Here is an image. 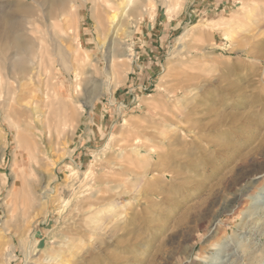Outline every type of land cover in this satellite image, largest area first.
I'll list each match as a JSON object with an SVG mask.
<instances>
[{"label": "rangeland", "instance_id": "374dc122", "mask_svg": "<svg viewBox=\"0 0 264 264\" xmlns=\"http://www.w3.org/2000/svg\"><path fill=\"white\" fill-rule=\"evenodd\" d=\"M107 1H18L46 52L0 69V264H264V0Z\"/></svg>", "mask_w": 264, "mask_h": 264}, {"label": "bare ground", "instance_id": "6f19581e", "mask_svg": "<svg viewBox=\"0 0 264 264\" xmlns=\"http://www.w3.org/2000/svg\"><path fill=\"white\" fill-rule=\"evenodd\" d=\"M13 1V2H12ZM14 1H15V3H14ZM18 1H21V0H0V6H2V7H4L5 8V11L6 12H4V13H2L1 12V14H0V69L1 70H6L7 71V75L5 74L4 76L5 77H3V78H5L4 80L5 81H7V84H5V90L6 89H9V87L11 86V87H14L13 85H11V82H14V80L15 79H13V81H11L12 80V72L13 71H16L17 73H22L23 75H25V73L27 72V71H25V69H26V66H30V65H27V64H31L32 62H30L32 59H30L29 60V58H28V60L27 61H25L24 60V57L25 56H30V55H32L33 54V56H35L34 54H35V52L38 50V54H39V56L37 57L38 59H40V57L43 55L44 56V52H46V50H45V47H44V44H43V39H41L40 37H37V38H40L39 40L37 39V38H32V39H37L36 41L34 40H32V39H30L29 38V36L28 35H31V32H29L28 30H30L29 29V27H27V26H25L26 24L25 23H27V19H25V18H27V17H29L32 13H33V8L31 7V6H29V5H21V4H19L18 3ZM68 1H70V0H34V3H37V5L39 6V5H49V7L50 8H53V9H57L58 10V8H62V10H64L66 7H67V5H69L68 3H70V2H68ZM93 1H97V0H93ZM100 1V0H99ZM106 1L107 0H105V3H106ZM111 1V3H112V1H114V0H110ZM116 1V0H115ZM114 1V2H115ZM118 1V0H117ZM120 1H122V0H120ZM133 2H134V0H132ZM137 1V0H136ZM165 1V3L166 2H168L169 0H164ZM107 2H109V0L107 1ZM132 2V3H133ZM147 2V1H146ZM71 3H73V1L71 2ZM118 3V2H117ZM129 3H131V1L129 0V2L128 3H126L127 5L129 4ZM108 4V3H107ZM123 4V3H122ZM70 6H71V4H70ZM126 6V5H125ZM73 7V6H72ZM127 8H129V6L127 7ZM131 9V8H130ZM51 10V9H50ZM56 10V11H57ZM66 10V9H65ZM55 11V10H54ZM53 11V12H54ZM255 10L253 9V11H252V13H254L255 14V12H254ZM52 12V13H53ZM59 12H61V11H59ZM63 12V11H62ZM66 12V11H65ZM126 14V13H125ZM249 14H251V13H249ZM116 16L117 15H113V16H111V18H110V20L112 19V21L113 22H115L116 21ZM249 16V15H248ZM253 16V15H252ZM254 16H256V14L254 15ZM257 16H258V14H257ZM263 16V15H262ZM250 17V16H249ZM44 18H45V16H44ZM254 18V17H253ZM256 18H259V16L258 17H256ZM24 19V20H23ZM251 19V18H250ZM261 19V18H260ZM260 19H257L258 21L260 20ZM253 20H255V19H252V20H249L250 22L251 21H253ZM118 21V20H117ZM261 21V20H260ZM111 22V21H110ZM254 23H256L255 21H253ZM262 22V21H261ZM258 23V22H257ZM260 23V22H259ZM29 24V23H28ZM263 24V23H262ZM32 25V24H31ZM34 25V24H33ZM246 25H247V23H246ZM248 25H251V23L250 24H248ZM247 25V26H248ZM254 25H256V24H254ZM258 25V24H257ZM256 25V26H257ZM260 25H261V23H260ZM209 26V25H208ZM211 26V25H210ZM216 26V25H215ZM219 27H220V25H218ZM217 26V27H218ZM222 26V25H221ZM255 26V27H256ZM250 27V26H249ZM28 28V29H27ZM248 28V27H247ZM246 28V29H247ZM264 27H262V29H263ZM218 29V28H217ZM221 29V28H220ZM257 29H258V27H257ZM261 28H260V30H262ZM259 30V29H258ZM259 30V31H260ZM29 32V34H27L28 32ZM111 31V30H110ZM108 32V31H107ZM261 32V31H260ZM113 33V35L115 34V31H113L112 32ZM116 34H117V32H116ZM108 35V34H107ZM110 35V34H109ZM31 37V36H30ZM117 37L115 36L114 38H112L110 41H111V44H110V48L108 49L107 47H105V45H103L102 47V50H106L105 52L107 53V58H108V61H112V63H113V61L116 59V57H115V45L117 44H115V39H116ZM37 44H36V43ZM39 42V43H38ZM117 42V41H116ZM108 44V43H107ZM109 45V44H108ZM114 48V49H113ZM56 50V49H55ZM59 50V49H58ZM11 52V55L10 56H8V54ZM52 52V51H51ZM55 52V51H54ZM116 53H117V51H116ZM121 53V52H120ZM54 55V54H53ZM117 55H120V54H117ZM24 56V57H23ZM33 56H30L31 58L33 57ZM37 56V55H36ZM127 54H126V52H125V50H123V53H121V55H120V57L121 58H127ZM20 57V58H19ZM22 57H23V59H22ZM119 57V58H120ZM27 58V57H26ZM34 58H36V57H34ZM44 58V57H43ZM42 58V59H43ZM118 58V57H117ZM34 60V62H36V60L35 59H33ZM40 61H42L43 62V60H40ZM39 61V62H40ZM26 62H28V63H26ZM38 62V63H39ZM41 62V63H42ZM37 63V62H36ZM38 64V68H37V65H34V63H32L34 66H36V67H34L33 66V68H37V70L40 68L39 66L40 65H42V64ZM49 64V63H48ZM50 65V64H49ZM48 66V65H47ZM30 68L31 69H29V71H30V73L32 74L33 73V71L31 72V70H33L32 69V66H30ZM48 68H49V66H48ZM41 69V68H40ZM50 69V68H49ZM34 70H36V69H34ZM41 71V70H40ZM24 72V73H23ZM39 73V70H38V72H37V75H39L38 74ZM2 74V73H1ZM27 74V73H26ZM28 74H29V72H28ZM19 75V74H18ZM36 75V76H37ZM17 75H13V78H15ZM48 76V75H47ZM31 77V76H30ZM49 77V76H48ZM47 77V78H48ZM37 78V77H36ZM39 78H41V77H39ZM46 78V79H47ZM32 79H34V78H32ZM45 79V80H46ZM0 80H2L1 78H0ZM39 80V79H38ZM37 81V80H36ZM3 85H4V83H3V80L2 81H0ZM17 82V81H16ZM19 82H20V80H19ZM38 83H39V81H37ZM45 83L47 82V80L46 81H44ZM43 82V83H44ZM51 82V81H50ZM40 83H42V82H40ZM13 84V83H12ZM47 84V83H46ZM50 84V83H49ZM54 84V83H53ZM8 85H10L9 87H8ZM15 85V84H14ZM39 85V84H38ZM3 87V88H4ZM46 87V86H45ZM15 88V87H14ZM13 88V89H14ZM22 88V87H21ZM20 88V89H21ZM15 90V89H14ZM46 90H48L47 88L45 89V91ZM5 92V91H4ZM11 93H12V90H11ZM8 94V93H7ZM6 94V95H7ZM15 94V93H14ZM1 95V94H0ZM43 95H45L44 96V99H43V101L45 102V106H44V108L46 107L47 109H48V111H50L51 110V112H47L48 113V115H50V113L52 114L51 116H57V115H59L60 116V118L62 117V115H60V114H62L64 111H66V113L64 112L63 113V116L65 115V114H67V109L69 110V108L68 107H66L67 106V104L65 105V107L67 108L66 110H64L63 109V111H62V108H63V104H65V103H63L62 104V102L61 103H59L58 102V104H57V102H56V99H57V96H60L61 94H60V92H58L57 90H54L52 93H43ZM0 97H2V96H0ZM6 98V97H5ZM8 98V97H7ZM31 98V97H30ZM4 99V98H3ZM10 100V99H9ZM36 100H37V98H36ZM5 102H6V99H5ZM9 102V101H8ZM34 102V101H33ZM43 102V103H44ZM2 103V102H1ZM7 103V102H6ZM62 104V105H61ZM34 105V104H33ZM37 105V104H36ZM62 106V107H61ZM69 106V105H68ZM8 107H9V104H8ZM37 106H36V109H35V112H37L36 110H37ZM43 108V109H44ZM9 108H7V110H8ZM28 109V108H27ZM39 109V108H38ZM2 110H4V109H2ZM30 110H31V108H30ZM34 110V109H33ZM10 111V109L8 110V112ZM32 111V110H31ZM39 111V110H38ZM41 111V110H40ZM47 111V110H46ZM4 112V114H5V110L3 111ZM33 112V114L30 112V114H32V115H34L35 116V114L36 115H38L37 113H35L34 111H32ZM70 112V111H69ZM8 113H6V116L7 117H9L10 115H7ZM70 114V113H69ZM22 115L23 114H20V117H22ZM68 115V114H67ZM73 115V114H72ZM2 116V115H1ZM30 116V115H29ZM39 116V115H38ZM47 116V115H46ZM46 116H44V117H46ZM70 116V115H69ZM18 117H19V114H18ZM31 117V116H30ZM64 117H66L65 119L66 120H68L67 119V116H64ZM37 118V117H36ZM35 120V119H34ZM21 121V120H20ZM37 121V120H36ZM13 122H15L14 123V125L17 123L16 121H13ZM12 122V123H13ZM22 123H25V122H22ZM31 125V124H30ZM40 126V125H39ZM16 128H17V131H18V136L19 137H21V131H23V130H20V128L18 127V125H16L15 126ZM25 127V126H24ZM30 127V126H29ZM45 127V126H44ZM46 127H49V126H46ZM36 128V127H35ZM40 128V127H39ZM28 129V128H27ZM44 129V128H43ZM30 130V129H29ZM35 130V129H34ZM36 130H38V127L36 128ZM40 130H42L41 128H40ZM39 130V131H40ZM32 131V130H31ZM43 133V132H42ZM32 134V133H31ZM46 134V133H45ZM34 136L35 137H38V138H41V133L38 135L36 132L34 133ZM42 139H43V137H42ZM23 140V139H22ZM39 140V139H38ZM41 140V139H40ZM44 141V140H43ZM33 143V142H32ZM31 143V141L30 140H27V141H25L24 143H23V146L25 147V149H26V151L28 152V153H30V156H31V154H33L32 156H34L33 158H36V155H35V152H36V150H37V145L35 146V145H33ZM44 143V142H43ZM31 156V157H32ZM30 158V157H29ZM33 158H32V160H33ZM80 169V168H79ZM77 173V172H76ZM86 174H89V173H87L86 172ZM46 188H45V190L46 191H48V187L47 186H45ZM41 193V192H40ZM42 194V193H41ZM31 198V197H30ZM31 200V199H30ZM32 201V200H31ZM30 204V203H29ZM20 209V208H19ZM23 211V210H22ZM21 211V212H22ZM23 215V214H22ZM22 218V217H21ZM20 218V219H21ZM28 254H32V252L30 253V252H28ZM59 257H61V256H59ZM63 257V256H62ZM54 259H53V261H54V264H64V262L62 261V260H58V256L57 257H53ZM51 259H52V257H51Z\"/></svg>", "mask_w": 264, "mask_h": 264}]
</instances>
